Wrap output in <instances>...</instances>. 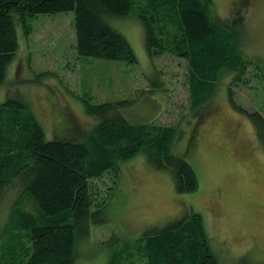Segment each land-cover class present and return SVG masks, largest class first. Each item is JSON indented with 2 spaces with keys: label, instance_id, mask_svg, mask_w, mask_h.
<instances>
[{
  "label": "rangeland",
  "instance_id": "374dc122",
  "mask_svg": "<svg viewBox=\"0 0 264 264\" xmlns=\"http://www.w3.org/2000/svg\"><path fill=\"white\" fill-rule=\"evenodd\" d=\"M212 2L217 17L228 22L241 18L240 52L259 66L249 64L243 78L230 85L232 97L247 111L264 115V0ZM73 21V11L66 10L34 15L28 33L16 24L19 51L0 85V102L24 101L46 139L80 141L98 122L85 112L83 98L91 103L133 98L121 108L123 115L177 125L172 151L190 163L198 180L194 192L180 193L169 171L152 166L144 154L123 160L114 189L110 174L94 180L100 190L95 200L104 197L106 203L95 216L100 220L88 221L86 231L76 232L73 264H107L117 245L127 241L116 264H146L143 242L136 239L191 211L201 215L221 264L241 259L264 264V147L249 118L230 105V76L221 75L200 113L191 111L186 61L168 54L150 58L138 17L113 20L134 50V64L79 55ZM19 242L28 245L27 234Z\"/></svg>",
  "mask_w": 264,
  "mask_h": 264
},
{
  "label": "trees",
  "instance_id": "16d2710c",
  "mask_svg": "<svg viewBox=\"0 0 264 264\" xmlns=\"http://www.w3.org/2000/svg\"><path fill=\"white\" fill-rule=\"evenodd\" d=\"M212 5V0H0V85L19 51L18 22L28 33L34 15L72 10L79 55L134 64V50L113 20L135 16L143 24L150 58L168 54L186 61L190 110L200 113L205 108L226 73L230 105L249 118L264 147V115L235 103L230 86L243 78L249 64L257 70L259 66L240 52L241 18L234 16L228 22L213 13ZM86 99H82L85 112L98 122L80 141L46 139L24 101L6 98L0 102V208L4 209L0 264L5 255L6 264H73L76 232L86 231L88 221L100 220L95 216L106 203L104 197L95 200L100 190L94 180L110 174L114 189L120 163L137 153L155 168L169 171L177 192L197 189L194 169L172 151L177 125L127 119L121 108L130 106L133 98L100 103ZM24 234L29 239L26 246L19 242ZM136 240L143 242L140 250L146 264H221L201 215L194 211L147 230ZM121 245L107 264L120 263ZM14 249L18 250L15 255ZM247 261L241 259L238 264Z\"/></svg>",
  "mask_w": 264,
  "mask_h": 264
}]
</instances>
